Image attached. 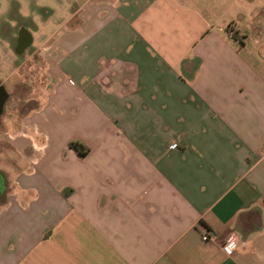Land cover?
I'll return each mask as SVG.
<instances>
[{
	"label": "crops",
	"instance_id": "0c3cea01",
	"mask_svg": "<svg viewBox=\"0 0 264 264\" xmlns=\"http://www.w3.org/2000/svg\"><path fill=\"white\" fill-rule=\"evenodd\" d=\"M71 5L11 3L0 264H264V0Z\"/></svg>",
	"mask_w": 264,
	"mask_h": 264
},
{
	"label": "rangeland",
	"instance_id": "374dc122",
	"mask_svg": "<svg viewBox=\"0 0 264 264\" xmlns=\"http://www.w3.org/2000/svg\"><path fill=\"white\" fill-rule=\"evenodd\" d=\"M16 1L20 8L19 12L21 16L32 17L35 22V47L40 49L42 45L48 41V39L55 33L56 28L53 24L54 20L63 18L64 14L67 13L68 8H71V2L73 0H0V19L11 23V29L6 23L2 25L1 38H0V80L5 81L6 71L5 67L12 63L15 56L13 45L16 31L21 24H24L23 18L18 13L12 11L11 3ZM44 6L52 7L56 10V16L50 17L49 22L38 8ZM8 39V40H6ZM11 41V42H10ZM12 45V46H11ZM21 61H19L20 64ZM19 82V79L17 80ZM11 117L8 115L1 117L0 122L2 125L6 123L5 127H9ZM2 132V131H1ZM2 138V134H0Z\"/></svg>",
	"mask_w": 264,
	"mask_h": 264
},
{
	"label": "built area",
	"instance_id": "2783aa9c",
	"mask_svg": "<svg viewBox=\"0 0 264 264\" xmlns=\"http://www.w3.org/2000/svg\"><path fill=\"white\" fill-rule=\"evenodd\" d=\"M214 239H215V236L212 235L211 233H206L202 236V240L204 242L212 241ZM238 245H239L238 235L235 233H232L230 234V236L226 238L223 244V249L227 254L232 255L238 248Z\"/></svg>",
	"mask_w": 264,
	"mask_h": 264
},
{
	"label": "flooded vegetation",
	"instance_id": "af4514ba",
	"mask_svg": "<svg viewBox=\"0 0 264 264\" xmlns=\"http://www.w3.org/2000/svg\"><path fill=\"white\" fill-rule=\"evenodd\" d=\"M26 24H21L18 27V30L16 31V35L14 37V43L13 46L15 47L16 56H25V49H22V45L25 44V40L27 39V36L25 34L24 27ZM9 29H11L9 27Z\"/></svg>",
	"mask_w": 264,
	"mask_h": 264
},
{
	"label": "water",
	"instance_id": "95a60500",
	"mask_svg": "<svg viewBox=\"0 0 264 264\" xmlns=\"http://www.w3.org/2000/svg\"><path fill=\"white\" fill-rule=\"evenodd\" d=\"M25 41H26L25 44L22 45V49H26L32 44V38H27ZM7 98H8V95L5 89L3 87H0V114H2L4 110V105H5Z\"/></svg>",
	"mask_w": 264,
	"mask_h": 264
},
{
	"label": "trees",
	"instance_id": "16d2710c",
	"mask_svg": "<svg viewBox=\"0 0 264 264\" xmlns=\"http://www.w3.org/2000/svg\"><path fill=\"white\" fill-rule=\"evenodd\" d=\"M70 148L77 151L82 157H85L89 151L84 145L78 142L71 143Z\"/></svg>",
	"mask_w": 264,
	"mask_h": 264
}]
</instances>
